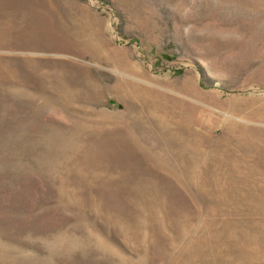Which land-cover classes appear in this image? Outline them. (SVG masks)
Segmentation results:
<instances>
[{"label": "rangeland", "instance_id": "374dc122", "mask_svg": "<svg viewBox=\"0 0 264 264\" xmlns=\"http://www.w3.org/2000/svg\"><path fill=\"white\" fill-rule=\"evenodd\" d=\"M0 264H264V0H0Z\"/></svg>", "mask_w": 264, "mask_h": 264}, {"label": "bare ground", "instance_id": "6f19581e", "mask_svg": "<svg viewBox=\"0 0 264 264\" xmlns=\"http://www.w3.org/2000/svg\"><path fill=\"white\" fill-rule=\"evenodd\" d=\"M263 115V114H262Z\"/></svg>", "mask_w": 264, "mask_h": 264}]
</instances>
